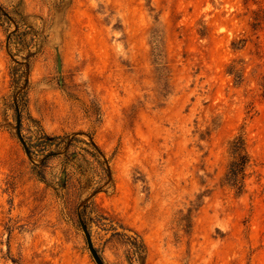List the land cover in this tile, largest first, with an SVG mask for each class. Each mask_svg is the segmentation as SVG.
Listing matches in <instances>:
<instances>
[{
    "label": "rangeland",
    "instance_id": "rangeland-1",
    "mask_svg": "<svg viewBox=\"0 0 264 264\" xmlns=\"http://www.w3.org/2000/svg\"><path fill=\"white\" fill-rule=\"evenodd\" d=\"M0 13L14 18L0 23V264H98L86 231L102 264H264V0H0ZM21 17L46 38L30 61L8 45ZM20 94L22 132L4 106ZM28 124L94 143L102 179L65 150L37 177ZM239 135L241 196L222 186Z\"/></svg>",
    "mask_w": 264,
    "mask_h": 264
},
{
    "label": "trees",
    "instance_id": "trees-1",
    "mask_svg": "<svg viewBox=\"0 0 264 264\" xmlns=\"http://www.w3.org/2000/svg\"><path fill=\"white\" fill-rule=\"evenodd\" d=\"M11 20H14V18L8 14L0 15L1 25L5 21L10 22ZM263 21L264 19H255V23L253 24L254 28L258 29ZM16 23L18 30L9 35L7 39L9 48L14 57L18 58L20 53H24L26 54L25 59L30 61L37 53L32 51V49L35 48L36 39H42L40 42L43 43V40L46 38L43 36V33L41 34L39 31L34 30L28 17H21ZM155 49L157 52L159 51L158 46ZM155 59L156 63L160 65L161 55L159 53L155 54ZM10 74L15 91H19L25 82V70L18 60L15 66L12 67ZM26 102V99L20 94L18 99H6L4 103L6 109L14 110L20 132H22L24 122L28 121ZM26 131L28 136L24 137L21 135V139L24 143L23 147L25 152L31 158L39 161L32 166V170L37 177L45 179L44 170L48 161L53 158L61 157V150H65L66 152L63 155V159L66 164L70 165L71 163L75 164L76 162H81V165L77 167L78 169L73 165L70 166L71 169H75V171L79 170L81 174H84V171L88 169L93 175L102 179L101 174L103 172L105 173L106 170L102 167L101 153L94 143H90L78 137H70L69 135L51 136L40 126L36 125L28 124ZM207 133L208 132L201 134L200 139L203 140ZM228 147L231 160L223 177L222 186L231 188L235 191L237 196H241L245 193L251 158L247 149L246 140L242 135L230 141ZM95 165H97V167H95ZM91 179L90 184H95V177L93 176ZM185 221L189 222L188 216L185 217ZM124 236L126 237L122 238L125 240L126 245L130 247V255L143 260V255L146 253V247L143 241L136 235Z\"/></svg>",
    "mask_w": 264,
    "mask_h": 264
},
{
    "label": "water",
    "instance_id": "water-1",
    "mask_svg": "<svg viewBox=\"0 0 264 264\" xmlns=\"http://www.w3.org/2000/svg\"><path fill=\"white\" fill-rule=\"evenodd\" d=\"M20 141H21L22 144L24 145L23 140L21 139V136H20ZM85 234H86L87 241H88L89 247H90V249H91V252L93 253V255H94V257H95L97 263H98V264H102L101 261L99 260V258L97 257V254H96V252H95V250H94V248H93V245H92V243H91V238H90L88 232L86 231Z\"/></svg>",
    "mask_w": 264,
    "mask_h": 264
}]
</instances>
